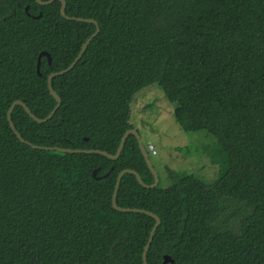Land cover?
<instances>
[{"label":"trees","instance_id":"obj_1","mask_svg":"<svg viewBox=\"0 0 264 264\" xmlns=\"http://www.w3.org/2000/svg\"><path fill=\"white\" fill-rule=\"evenodd\" d=\"M64 1L66 16L93 19L99 32L72 69L51 79L60 104L48 121L14 106L19 136L114 154L133 128V97L159 88L182 131L214 136L226 168L213 185L181 173L165 188H144L121 176L116 205L160 221L146 264L163 255L173 264H264V0ZM59 6L0 0V264H142L154 219L111 207L121 170L152 183L135 137L116 160L44 151L21 143L6 119L14 100L37 118L52 110L47 76L65 69L95 29L64 19ZM41 50L50 63L41 58L38 76Z\"/></svg>","mask_w":264,"mask_h":264},{"label":"rangeland","instance_id":"obj_2","mask_svg":"<svg viewBox=\"0 0 264 264\" xmlns=\"http://www.w3.org/2000/svg\"><path fill=\"white\" fill-rule=\"evenodd\" d=\"M38 56V55H37ZM177 54L170 49L169 65ZM174 104L167 102L162 91L149 86L139 91L130 105L129 122L143 144L150 163L165 188L173 182L174 174H192L213 185L224 173L226 158L214 136L206 131L184 132L173 115ZM151 145L154 155L147 150Z\"/></svg>","mask_w":264,"mask_h":264},{"label":"water","instance_id":"obj_3","mask_svg":"<svg viewBox=\"0 0 264 264\" xmlns=\"http://www.w3.org/2000/svg\"><path fill=\"white\" fill-rule=\"evenodd\" d=\"M54 1H58L60 3V6H59V14L60 16H62L64 19H67V20H70V21H76V22H82V23H87V24H92L94 25L95 29L93 31V33H91L89 35V37H87V39L84 41V43L81 45L77 55L74 57V59L71 61V63L63 70H60V71H57V72H52L50 73L47 78H46V84H47V89L49 91V94L52 96V98L55 100V105L54 107L52 108V110L44 117V118H37L35 117L30 111L29 109L25 106V104L23 102H21L20 100H14L11 105L9 106L7 112H6V119L8 121V125L10 127V129L12 130L13 134L15 135V137L21 142V143H24L26 145H28L29 147H31L32 149H38V150H44V151H57V152H60V153H67V154H98V155H101V156H104L110 160H116L119 155H120V152H121V149L124 145V142L126 140V138L129 136V135H133L136 139V142H137V146H138V149L140 151V154L145 162V165L146 167L148 168L149 172L151 173L152 175V183L151 184H144L142 182V180L140 179L138 173L132 169H123L121 170L117 176H116V180H115V184H114V188H113V192H112V196H111V207L115 210V211H118V212H131V213H139V214H144L146 216H149L151 218L154 219V224L153 226L151 227L150 231H149V234H148V238H147V241L143 247V250H142V253H141V260H142V264H146V259H145V255H146V252L149 248V245L152 241V237L154 235V232L156 230V228L158 227L159 225V218L147 211V210H144V209H137V208H124V207H119L116 205V202H115V199H116V194H117V189H118V184H119V181H120V178L122 175L124 174H131L135 177L136 181L138 182L139 185H141L142 187L144 188H154L157 183H158V177H157V174L155 172V170L153 169L151 163H150V160L148 158V155H147V152L143 146V144L141 143V141L139 140V137L135 131V129L133 128H130V129H127L122 137L120 138V141L117 145V148L115 150V153L114 154H109L103 150H93V149H65V148H60V147H46V146H35V145H32L30 144L29 142L23 140L19 134L17 133V131L14 129V126L12 124V122L10 121V113L12 111V109L14 108V106L18 105L20 107H22V109L25 111V113L33 120L35 121L36 123H45L46 121H48L52 115L54 114V112L56 111V109L59 107V104H60V98L58 97V95L54 92V90L52 89V86H51V79L55 76H58V75H61L67 71H69L70 69H72V67L75 65V63L81 58L82 54L84 53V51L86 50L90 40L95 37L97 35V33L99 32V27H98V24L95 20L93 19H90V18H81V17H76V16H66L65 15V1L64 0H45V1H41V0H34V2L37 4V5H48V4H51L53 3ZM25 10H26V7H25ZM40 16V13L36 16L37 18ZM44 56L46 58V61L47 63L49 64L50 63V57H49V54L46 52V51H43V52H40L37 56V60H36V73L38 76H40L41 74L39 73V59L41 56ZM86 140V139H84ZM111 168L103 175V176H107L110 172ZM96 172H97V169H94L91 173L92 177L93 178H99L96 177ZM162 264H173V260L168 256V255H163L162 256Z\"/></svg>","mask_w":264,"mask_h":264},{"label":"flooded vegetation","instance_id":"obj_4","mask_svg":"<svg viewBox=\"0 0 264 264\" xmlns=\"http://www.w3.org/2000/svg\"><path fill=\"white\" fill-rule=\"evenodd\" d=\"M26 7V6H25ZM25 7H24V11H26L27 10V7H26V10H25ZM39 14V12L37 13V15ZM36 15V16H37ZM31 16V15H30ZM36 16H31V17H35V18H37ZM40 52H43V50H41V51H39L38 53H37V55L40 53ZM37 55H36V60H37ZM42 57H44L43 55L40 57V59H39V66H40V64H41V58ZM45 58V57H44ZM35 63H36V61H35ZM35 67H36V64H35Z\"/></svg>","mask_w":264,"mask_h":264},{"label":"built area","instance_id":"obj_5","mask_svg":"<svg viewBox=\"0 0 264 264\" xmlns=\"http://www.w3.org/2000/svg\"><path fill=\"white\" fill-rule=\"evenodd\" d=\"M147 150L150 151V153H151L152 155H154V150H153V148H152L151 145H148V146H147Z\"/></svg>","mask_w":264,"mask_h":264}]
</instances>
